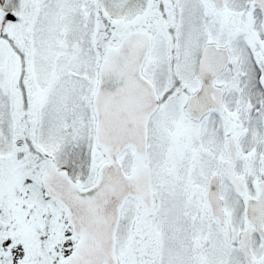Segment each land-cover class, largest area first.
Wrapping results in <instances>:
<instances>
[{"label": "snow or ice", "instance_id": "1", "mask_svg": "<svg viewBox=\"0 0 264 264\" xmlns=\"http://www.w3.org/2000/svg\"><path fill=\"white\" fill-rule=\"evenodd\" d=\"M0 264H264V0H0Z\"/></svg>", "mask_w": 264, "mask_h": 264}]
</instances>
